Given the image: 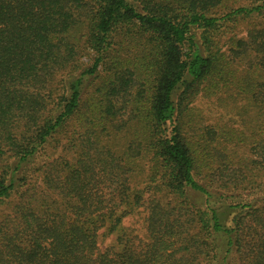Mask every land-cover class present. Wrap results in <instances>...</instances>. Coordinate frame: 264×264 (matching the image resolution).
Masks as SVG:
<instances>
[{"label": "trees", "instance_id": "trees-1", "mask_svg": "<svg viewBox=\"0 0 264 264\" xmlns=\"http://www.w3.org/2000/svg\"><path fill=\"white\" fill-rule=\"evenodd\" d=\"M244 1L0 0V264H264V0Z\"/></svg>", "mask_w": 264, "mask_h": 264}, {"label": "rangeland", "instance_id": "rangeland-1", "mask_svg": "<svg viewBox=\"0 0 264 264\" xmlns=\"http://www.w3.org/2000/svg\"><path fill=\"white\" fill-rule=\"evenodd\" d=\"M242 3L248 4L247 1L241 0ZM246 20H240L237 22L234 31L237 32L239 35H245L246 34ZM83 60V59H82ZM83 61H86L84 59ZM195 104L197 105L198 109L205 115L204 121L205 123H216V122H227L228 124L243 128L244 126V120H242L239 116L227 113L225 111L221 112L220 110H216L215 106L212 104L211 100L204 97H197ZM49 148H52L49 146ZM59 147L56 149L58 151ZM55 151V155L56 152ZM236 193V192H235ZM5 205H0V208H4ZM147 210L144 209V207H140L135 213L126 216L123 221L122 225L125 227L127 231H133V233L136 234V236H142L145 231V219L147 216ZM99 244L100 248L104 247H114L113 249L119 250L120 246L116 243V234H109L104 235L102 230L99 231ZM114 245V246H113Z\"/></svg>", "mask_w": 264, "mask_h": 264}]
</instances>
